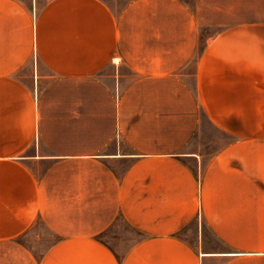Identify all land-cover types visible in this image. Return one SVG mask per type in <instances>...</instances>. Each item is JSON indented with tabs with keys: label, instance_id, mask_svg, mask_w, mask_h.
Listing matches in <instances>:
<instances>
[{
	"label": "crops",
	"instance_id": "1",
	"mask_svg": "<svg viewBox=\"0 0 264 264\" xmlns=\"http://www.w3.org/2000/svg\"><path fill=\"white\" fill-rule=\"evenodd\" d=\"M115 1L0 0V264H264V0Z\"/></svg>",
	"mask_w": 264,
	"mask_h": 264
},
{
	"label": "rangeland",
	"instance_id": "2",
	"mask_svg": "<svg viewBox=\"0 0 264 264\" xmlns=\"http://www.w3.org/2000/svg\"><path fill=\"white\" fill-rule=\"evenodd\" d=\"M111 3L117 2L115 0H108ZM123 0L119 1L118 3H121ZM216 136L220 137L222 136V133H220L219 131H217V129L208 121L205 120L203 121V129L201 132V136L199 137V141H206V140H210L212 138H215ZM32 234L29 235H33L34 232L38 235L39 238H45V240H47L46 242L49 243V240L53 239V237L48 233V231L46 230L45 226L39 221L37 224V230L32 231ZM135 235V232L124 222V221H118L117 224H115V226L109 230V232L105 235V238H109V237H114L115 239H111V241H109L108 243L111 244L113 247H117L118 246V241L117 238H125V240L127 241H131L133 239ZM27 237L29 238V236L27 235ZM33 237H36L33 236ZM32 237V238H33ZM33 241V239H31ZM109 239H107L108 241ZM196 238H193L192 241L195 242ZM39 249H43V245L41 247H39Z\"/></svg>",
	"mask_w": 264,
	"mask_h": 264
}]
</instances>
